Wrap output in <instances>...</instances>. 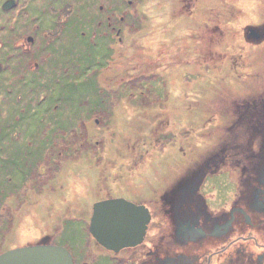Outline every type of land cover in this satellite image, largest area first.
<instances>
[{
  "label": "rangeland",
  "instance_id": "obj_1",
  "mask_svg": "<svg viewBox=\"0 0 264 264\" xmlns=\"http://www.w3.org/2000/svg\"><path fill=\"white\" fill-rule=\"evenodd\" d=\"M17 1L18 6L14 7L16 10L13 14L1 15L4 11L0 10V24L6 23L7 18L11 22L15 17L27 19L28 15L31 18L38 16V24L50 28L47 31L38 28L37 31L40 40L46 43L50 42L49 35L57 32L52 27L62 19H69L64 16L66 9L69 10L66 11L68 15L91 13L87 0L85 3L82 0L79 5L75 0L71 3L69 0ZM64 2L66 4L63 6ZM111 2L119 4L115 8L121 10L122 15H132L128 30L131 32L125 33L123 44L116 48L112 46V58L108 63L104 58L99 59L108 68L104 66L98 71L91 65L78 75L80 79H92V87L88 88L89 92L84 88L81 94L65 100L63 120H68L62 124L63 129L73 128L49 134L53 138L49 143H54L53 151L39 153L40 157H46L44 161L38 159L33 164L36 168L34 179V170L28 162L21 163L24 174L18 168L0 166V255L16 248L41 245L39 243L48 239L50 245L68 247L77 264L126 263L128 253L115 255L100 246L89 233L91 204L109 196L123 195L120 192L134 200H140L142 195H151L153 192L166 193L175 189L180 181H191L198 174L196 181H192L195 188L201 181L203 172L213 171L218 166L220 168V162H217L212 163L214 166L211 164L212 169L210 166L204 169L206 161L211 162L209 158L216 153L218 143L223 138L219 125L225 123L224 120L210 116L206 107L216 95L243 93L246 83L264 69V3L260 0H214L213 3L211 0H201L196 6L197 13L193 16L195 22H204V27L211 23L220 24L225 32L221 46L213 50V55L217 56L212 62L201 64L200 70L186 67L170 69L158 74L161 79L147 80L143 87L133 84L125 79L128 77L126 70L134 75L143 73L142 77L148 79L156 76L158 69L155 65L153 68L144 67V71L140 69L141 54L155 55L159 36L166 30L167 22L172 21L175 2H171L173 5H159L156 0H142L133 7L118 0ZM247 4L254 11L244 17ZM212 5L213 11L209 12L208 8ZM62 6L64 10L60 14L63 15L52 17L50 7L57 11ZM170 9H173L171 13ZM162 12L167 16L162 18ZM32 13L34 14L31 15ZM169 13L171 16H168ZM30 30H17V35L11 38L12 43L24 40V53L18 52L23 54L20 60L16 55L12 56L15 51L10 53V67L23 66L29 70L33 63L67 59L60 42L52 46L55 53L52 59L50 49L42 47L40 50L32 48L30 51L32 46L25 42V36L31 34ZM249 30L258 32L261 37L249 42L255 44L257 49L248 59V53L240 50L239 46H246V34ZM69 31L77 33L74 25ZM176 34L184 36L187 31L180 27ZM76 36L72 38L71 44L63 41L67 48L77 46ZM130 42L133 47L126 50ZM181 48L182 52L183 43ZM123 54H128L125 56H129L130 60L125 59ZM178 55L181 62L188 60L185 54ZM72 64L76 68H83L80 64ZM9 85L13 86V81L7 82V88ZM44 94L46 93H41L40 98ZM27 105L28 102L23 100L11 105L7 109V114L11 117L7 119L15 120L12 118L15 110L18 116L19 111L26 114ZM0 110H5L3 102ZM53 113L55 112L51 113L52 122L55 123L58 114ZM5 118L0 112V125ZM97 121L98 125L95 123ZM230 125L233 123H228L226 127ZM224 132H227L226 128ZM18 136L20 142L28 140L38 144L45 143L46 136L49 137L46 133L41 136L38 133L29 138V133L23 128L19 129ZM233 137H238L235 132ZM16 144L19 146L18 142ZM4 145L9 147L8 140ZM0 151L6 152V149ZM60 151H63L62 158ZM200 170L202 171L199 172ZM8 178L10 182L7 181ZM184 182L177 190L189 185ZM235 191L229 172L223 169L207 176L200 188V199L202 205L213 209L224 206L230 210L243 206L242 202L235 203ZM251 220L253 224L259 221L254 216ZM237 225L244 233L252 230L264 242V223L251 229L248 223L237 219ZM67 231L70 235L74 233L75 239L66 238ZM219 240L210 238L201 247L198 243L187 245L182 251L188 257L201 256L205 251L226 243ZM146 243L149 248L154 249V255L144 264H157L156 261L153 262L154 258L159 251L164 249L166 252L167 249L164 245L149 240ZM243 245L250 246L256 254L260 250L250 242H244ZM134 254L136 253L131 254V258ZM139 254L141 255L140 251Z\"/></svg>",
  "mask_w": 264,
  "mask_h": 264
},
{
  "label": "flooded vegetation",
  "instance_id": "obj_2",
  "mask_svg": "<svg viewBox=\"0 0 264 264\" xmlns=\"http://www.w3.org/2000/svg\"><path fill=\"white\" fill-rule=\"evenodd\" d=\"M75 1L79 5L82 0H79V2L78 0ZM83 1L84 3L86 2V0ZM87 1L90 4L91 13L83 15L79 13L65 14L64 16L69 19L60 20L58 25L52 27L57 32L49 35L50 42L48 43L40 40L37 31L38 28H44L45 31L50 28L43 27L41 23L24 27V30L31 29V34L25 36V42H29V45L32 46L30 51L32 48L40 50L44 47L45 50L50 49L49 54L52 59L55 54L52 46L60 42L62 50H65L63 52L67 59H61L59 62L52 60L40 64L33 63L29 70L23 66H6L5 68L4 64L0 62V65L4 67L2 68L3 71H0V96L4 93L3 98L0 99V105L3 102L5 106V110H0V112L6 116L0 125V133H4L0 141V150L6 149V152L0 151V158L4 161L0 163V166L18 168L20 173L24 174L25 171L21 163L28 162L34 170L32 175L34 179L36 168L33 164L38 159L44 161L46 157V155L43 158L40 157L39 153H46L49 150L53 151L54 143L49 144L53 141V138L49 134L59 133L56 132L57 130L62 133L73 128L63 129L62 125L68 120H63L65 100L75 96L65 92L68 83L74 79H77L75 81L79 83L90 82L92 79L78 78V75L85 71V67L93 65L96 69H99L98 71L103 69L104 66L108 68L99 59L104 58L106 63H108L112 58V46L116 48L119 44H123L125 33L131 32L128 30L129 20H131L132 15L128 13L122 15L121 13L123 12L115 8L119 4L115 5L111 2L115 0L110 2H107V0ZM118 1L133 7L142 0ZM172 1L175 2L174 10L170 9V13L173 10L172 21L167 22L165 25L166 30L159 36L155 55L150 56L149 54L146 56L144 53L141 54L140 69L144 71V67L153 68L156 66V69H158L156 76L148 79L142 77L143 73L134 75L129 74L128 70H126L128 77L125 79H128L133 84L143 87L147 80L161 79L158 74L167 72L170 69L186 67L197 70L201 64L212 62L213 58L217 56L213 55V50L221 46L225 32L220 28V24H216V26L211 23L206 24L204 27V22H200L201 24L195 22L193 16L196 15L198 10L196 6L201 0H156L159 5L172 4ZM211 1L212 3L214 2V0ZM260 1L264 3V0ZM68 2L71 3L72 0ZM208 10L212 12L213 5ZM250 11H254V9L252 10L247 4L243 16L249 15ZM94 12L97 13L94 14ZM170 13L168 16H171ZM247 15L244 17H247ZM166 16V13H161L162 18ZM72 25L77 29L75 34L69 31ZM95 25H97L98 29H104V31L95 30ZM124 25L125 28H123ZM180 27L187 31V35L176 34ZM217 34L218 37L216 36ZM80 35L81 37L79 38ZM74 36L77 38V46L67 48L63 41L66 40L67 44H71ZM246 36V46L241 45L239 49L245 50L244 52L248 53L247 55L249 56L247 58L249 59L251 54L255 53L257 49L255 44L249 42L259 39L261 35L254 30H249ZM239 39L242 38L239 37ZM23 41H20L17 47V49L20 48L22 51L24 50ZM182 43L183 51L181 52ZM128 44L126 50H130L133 47L132 42ZM86 46L90 47V49L88 50ZM179 53L185 54L188 60L181 62ZM125 59L130 60L129 56H125ZM72 63L80 64L83 68H76ZM8 81H13V86L9 85L8 87H12L9 91L6 86ZM87 91L89 92V89ZM43 92L46 94L40 98ZM19 100L28 102L26 114H22L19 111L18 114L20 116H18L17 110H15L12 115L15 120L7 119V117H11L8 116L7 109L11 105L19 104ZM211 100L206 107L209 115L213 116V118L224 120L225 123L219 125L222 129L221 137L223 136V138L218 143L216 153L209 158L211 162L206 161L204 169L208 166L211 168L217 162H220L218 163L220 168L218 166L213 171L206 170V172H203L204 175L195 188L192 181H196L198 174L191 181H180L175 189L166 193L162 192L161 194L153 192L151 195H142L140 200H134L124 192H120L123 195H113L99 200L100 202L107 199L121 198L138 206H144L149 210L151 220L143 242L136 247L123 249L118 253L110 251L115 255H120L121 252L129 254L126 263L123 261L122 264H144L148 258L154 255V249L147 246L146 242L148 240L158 245H164L165 249H167L166 252L164 249L159 251L154 258L153 262L155 263L156 261L157 264H264V242L252 230L244 233L240 231L239 225L236 226L237 219L240 222L248 223L251 229L264 223V69L258 72L254 79L246 83L243 93L219 94ZM52 112L58 114L55 123L52 122ZM73 116L76 117L74 114ZM95 123L99 124L98 121ZM228 123H233V125L226 127ZM11 128L13 129L12 133ZM21 128L29 133V138L38 135V133H40V136L42 133H46L49 137L46 136L47 139L43 144H38L36 141L28 142V140L20 142V136L18 135ZM225 128L227 129L226 133L224 132ZM234 132L237 134V138H232ZM11 136L12 141H10ZM6 140H8L9 147L4 145ZM15 140L19 143V146ZM59 155L62 158L64 156L63 151H60ZM223 169L229 172L230 178L236 187L235 203L237 201L238 203L242 202L243 206L228 210L224 206L213 209V207L208 205H202L200 199L201 185L206 181L208 175L216 174ZM8 181H11L10 178H8ZM183 182L189 185L177 190ZM44 191L38 192L42 193ZM97 202L91 204L90 209L92 212ZM252 216L259 221L253 224ZM89 218L91 219V217ZM90 219L88 220L89 226L86 224L88 230ZM65 237L75 239V234L72 233L70 235L67 231ZM210 238H217L220 239V242L226 241V243H221L208 250V252L205 251V254L201 256L193 255L188 257L183 253L182 249L185 246L198 243L201 247L204 241ZM244 242L253 243L261 251L258 250L256 254L250 246L245 247L243 245ZM39 244L50 245L48 239ZM61 247L70 252L74 264H77L73 252L66 246ZM132 253H136L133 258H131ZM135 258L137 259L135 260Z\"/></svg>",
  "mask_w": 264,
  "mask_h": 264
},
{
  "label": "water",
  "instance_id": "obj_3",
  "mask_svg": "<svg viewBox=\"0 0 264 264\" xmlns=\"http://www.w3.org/2000/svg\"><path fill=\"white\" fill-rule=\"evenodd\" d=\"M15 6V0H7L2 10L7 12ZM2 68L0 65V71ZM150 220L146 207L121 198L110 199L94 205L89 232L100 246L118 253L143 242ZM0 264H74V261L67 249L43 244L8 250L0 255Z\"/></svg>",
  "mask_w": 264,
  "mask_h": 264
},
{
  "label": "trees",
  "instance_id": "obj_4",
  "mask_svg": "<svg viewBox=\"0 0 264 264\" xmlns=\"http://www.w3.org/2000/svg\"><path fill=\"white\" fill-rule=\"evenodd\" d=\"M3 1L5 2L6 0H0V10L1 11H2V4L4 3ZM65 4L66 3L64 2L63 6ZM17 6H18V3L16 4L15 7H17ZM63 6H62V8L58 9L57 11H54L50 7L52 17L58 16V15H60V16L63 15V14H60V11L64 10ZM15 10L16 9L13 8L12 10H10L8 12H2L3 14H1V15L13 14L15 12ZM66 11L68 12L69 10L66 9ZM66 11L64 12V15L67 14ZM31 12H33V9L31 10ZM96 13L97 12H94V14H96ZM33 14L34 13H32L31 15H33ZM37 18H38V16L35 18H31L28 15L27 19L26 18L23 19V17H21V18L15 17V19H13V21H11V22L9 21L10 19L7 18L6 23L0 24V62L4 64L5 68H6V66L10 67L9 66L10 57L16 55L19 58V60H20V57L23 58V54L18 53L19 51H21V52H23V51L20 48L17 49L18 44H20V42L18 41L17 43H12L13 40L11 41V38L13 36L17 35V30L23 31L25 29L24 27H26L27 25H32V24L33 25H39ZM96 26L97 25L94 26L95 30H98L99 32L104 31V29H102V28L98 29ZM26 31H27V29H26ZM80 37H81V35L79 36V38ZM86 48H88V50L90 49V47H88V46H86ZM14 51H15V53H13ZM10 53H13V55L11 54L12 55L11 56ZM75 80H77V79H74L73 81L69 82L67 88L65 89V92H68L70 95L81 94L84 88L88 89L89 87H91V84L89 81L79 83V82H76ZM3 136H4V133H0V141H1V138ZM1 162H4V161L0 158V163ZM7 181H8V179H7Z\"/></svg>",
  "mask_w": 264,
  "mask_h": 264
},
{
  "label": "bare ground",
  "instance_id": "obj_5",
  "mask_svg": "<svg viewBox=\"0 0 264 264\" xmlns=\"http://www.w3.org/2000/svg\"><path fill=\"white\" fill-rule=\"evenodd\" d=\"M107 200H110V199H107ZM92 214H93V212H92ZM92 214H91V217H92Z\"/></svg>",
  "mask_w": 264,
  "mask_h": 264
}]
</instances>
